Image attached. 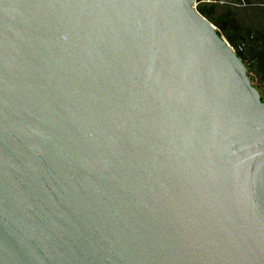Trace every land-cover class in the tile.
Here are the masks:
<instances>
[{
    "label": "water",
    "instance_id": "obj_1",
    "mask_svg": "<svg viewBox=\"0 0 264 264\" xmlns=\"http://www.w3.org/2000/svg\"><path fill=\"white\" fill-rule=\"evenodd\" d=\"M195 3L0 0V264H264V102Z\"/></svg>",
    "mask_w": 264,
    "mask_h": 264
},
{
    "label": "flooded vegetation",
    "instance_id": "obj_2",
    "mask_svg": "<svg viewBox=\"0 0 264 264\" xmlns=\"http://www.w3.org/2000/svg\"><path fill=\"white\" fill-rule=\"evenodd\" d=\"M214 1L222 5L218 0ZM237 1L228 0L225 6L241 10L239 17L241 20L237 19L238 24L232 30V46L242 59L250 77L251 74H259L258 71L250 72V67L257 59H262L264 68V0H241V3ZM251 81L255 86V81L252 79ZM259 93L264 102V96L260 91Z\"/></svg>",
    "mask_w": 264,
    "mask_h": 264
},
{
    "label": "rangeland",
    "instance_id": "obj_3",
    "mask_svg": "<svg viewBox=\"0 0 264 264\" xmlns=\"http://www.w3.org/2000/svg\"><path fill=\"white\" fill-rule=\"evenodd\" d=\"M205 1L206 2L199 5L202 15L215 26L219 34L232 46V30H234L238 24L237 19H240L241 10L220 5L214 0H210L209 2L208 0ZM237 2L241 3L242 1L238 0ZM253 71H258L259 74H251L250 77L255 81V86L258 87L259 91L264 96V68L262 59H257L254 65L250 67V72Z\"/></svg>",
    "mask_w": 264,
    "mask_h": 264
},
{
    "label": "built area",
    "instance_id": "obj_4",
    "mask_svg": "<svg viewBox=\"0 0 264 264\" xmlns=\"http://www.w3.org/2000/svg\"><path fill=\"white\" fill-rule=\"evenodd\" d=\"M210 0H208V2H209ZM203 2H206V1H200V0H196V3H195V8H197L198 9V7H199V5L201 4V3H203Z\"/></svg>",
    "mask_w": 264,
    "mask_h": 264
},
{
    "label": "trees",
    "instance_id": "obj_5",
    "mask_svg": "<svg viewBox=\"0 0 264 264\" xmlns=\"http://www.w3.org/2000/svg\"><path fill=\"white\" fill-rule=\"evenodd\" d=\"M198 10H199V12H201V10H200V6L198 7ZM201 14H202V12H201Z\"/></svg>",
    "mask_w": 264,
    "mask_h": 264
}]
</instances>
